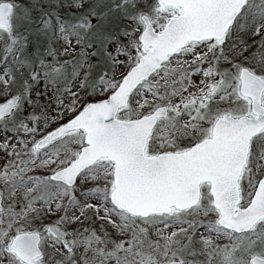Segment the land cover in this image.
Listing matches in <instances>:
<instances>
[{
	"label": "snow or ice",
	"instance_id": "6c2138e0",
	"mask_svg": "<svg viewBox=\"0 0 264 264\" xmlns=\"http://www.w3.org/2000/svg\"><path fill=\"white\" fill-rule=\"evenodd\" d=\"M0 264H264V0H0Z\"/></svg>",
	"mask_w": 264,
	"mask_h": 264
}]
</instances>
